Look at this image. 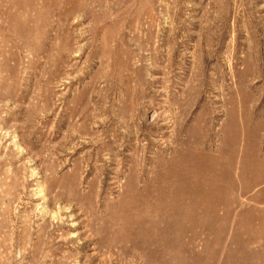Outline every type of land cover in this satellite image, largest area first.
Here are the masks:
<instances>
[{"label":"rangeland","instance_id":"374dc122","mask_svg":"<svg viewBox=\"0 0 264 264\" xmlns=\"http://www.w3.org/2000/svg\"><path fill=\"white\" fill-rule=\"evenodd\" d=\"M0 264H264V0H0Z\"/></svg>","mask_w":264,"mask_h":264}]
</instances>
